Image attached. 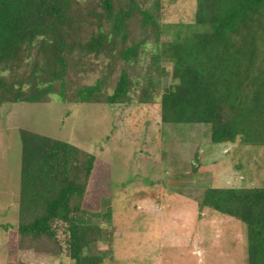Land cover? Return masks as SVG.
<instances>
[{"label":"trees","instance_id":"1","mask_svg":"<svg viewBox=\"0 0 264 264\" xmlns=\"http://www.w3.org/2000/svg\"><path fill=\"white\" fill-rule=\"evenodd\" d=\"M195 2L185 37L163 42L162 0H0V108L54 95L153 104L163 123L208 125L211 143L264 146V0ZM143 55L157 75L129 72ZM19 132L18 222L5 227L12 264H104L107 251L91 252L105 239L92 219L112 218L101 209L99 160ZM200 207L244 223L247 264H264V187H209Z\"/></svg>","mask_w":264,"mask_h":264},{"label":"rangeland","instance_id":"2","mask_svg":"<svg viewBox=\"0 0 264 264\" xmlns=\"http://www.w3.org/2000/svg\"><path fill=\"white\" fill-rule=\"evenodd\" d=\"M195 9V0H162L161 41L185 37L181 29ZM143 57L129 72L157 75ZM20 129L99 159L101 205L108 199L113 216L108 224L92 219L107 226L91 252L110 250L104 264H247L246 225L201 208L200 199L209 187H264L263 145L211 143L208 125L163 123L158 105L64 102L57 95L0 108V264H12L5 227L18 222ZM57 229L64 242L66 230ZM51 260L46 264H74Z\"/></svg>","mask_w":264,"mask_h":264},{"label":"crops","instance_id":"3","mask_svg":"<svg viewBox=\"0 0 264 264\" xmlns=\"http://www.w3.org/2000/svg\"><path fill=\"white\" fill-rule=\"evenodd\" d=\"M4 107V106H3ZM97 158V157H96ZM98 159V158H97ZM99 160V159H98ZM104 177V176H103ZM101 180H102V178L99 176L98 178H96V182H101ZM17 196L18 195H16L15 197H14V204L17 206V204H16V199H17ZM102 197L100 196L99 197V200H100V202L102 201V199H101ZM109 207H110V203L108 202V199L105 201V205L103 206L102 205V207H101V209H102V211H103V208H104V212L103 213H105L106 211H107V209H109ZM113 216V215H112ZM108 222H110V221H107V224H108ZM101 226L104 228L105 226H107V225H102L101 224ZM109 250V249H108ZM107 252H111L110 250L109 251H107ZM111 254V253H110ZM10 260V259H9Z\"/></svg>","mask_w":264,"mask_h":264}]
</instances>
